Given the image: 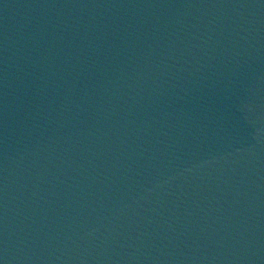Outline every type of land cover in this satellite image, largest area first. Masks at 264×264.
Returning <instances> with one entry per match:
<instances>
[{
    "label": "water",
    "instance_id": "95a60500",
    "mask_svg": "<svg viewBox=\"0 0 264 264\" xmlns=\"http://www.w3.org/2000/svg\"><path fill=\"white\" fill-rule=\"evenodd\" d=\"M2 264H264V0H0Z\"/></svg>",
    "mask_w": 264,
    "mask_h": 264
},
{
    "label": "snow or ice",
    "instance_id": "6c2138e0",
    "mask_svg": "<svg viewBox=\"0 0 264 264\" xmlns=\"http://www.w3.org/2000/svg\"><path fill=\"white\" fill-rule=\"evenodd\" d=\"M0 264H2V262H0Z\"/></svg>",
    "mask_w": 264,
    "mask_h": 264
}]
</instances>
